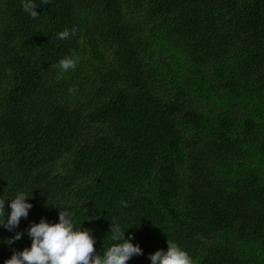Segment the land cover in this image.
I'll use <instances>...</instances> for the list:
<instances>
[{
  "label": "trees",
  "instance_id": "16d2710c",
  "mask_svg": "<svg viewBox=\"0 0 264 264\" xmlns=\"http://www.w3.org/2000/svg\"><path fill=\"white\" fill-rule=\"evenodd\" d=\"M35 2L33 19L0 0V199L6 218L17 191L33 205L0 226V264L62 209L97 254L117 220L143 249L127 264L167 240L194 264H264V0Z\"/></svg>",
  "mask_w": 264,
  "mask_h": 264
},
{
  "label": "clouds",
  "instance_id": "9594fccd",
  "mask_svg": "<svg viewBox=\"0 0 264 264\" xmlns=\"http://www.w3.org/2000/svg\"><path fill=\"white\" fill-rule=\"evenodd\" d=\"M50 0H41L42 5L49 4ZM38 4L35 0H22V8L31 18L35 19L40 14L36 11ZM77 29H65L58 34V39H67L75 35ZM79 57L75 53L65 56L58 61L54 67L60 73L68 72L76 68ZM58 74L57 79L63 76ZM69 92L75 94L76 89L70 88ZM29 196L23 191H17L15 197L10 200V214L5 213V200L0 199V215L5 219L0 226L8 231L15 230L21 219H27L29 210L33 207L28 202ZM121 204L127 206L125 201ZM62 209V208H61ZM58 222H48L41 218L39 223L33 222L27 229L31 238V246L21 251H13L11 257L4 261V264H127L133 256L143 255V249L139 244L132 242L133 236L125 238V231L122 230L119 222L111 220L110 231L111 246L97 254L95 250L96 240L91 230L76 226L73 223L72 214L62 209L58 213ZM23 232H15V235L5 242L9 245L20 240ZM151 264H194L192 257L183 250L177 243L167 240V250L159 249L149 254Z\"/></svg>",
  "mask_w": 264,
  "mask_h": 264
}]
</instances>
